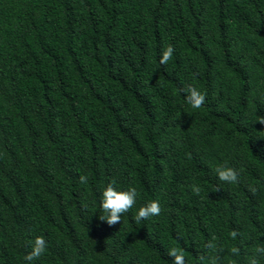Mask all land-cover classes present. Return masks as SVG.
I'll use <instances>...</instances> for the list:
<instances>
[{"label": "trees", "instance_id": "1", "mask_svg": "<svg viewBox=\"0 0 264 264\" xmlns=\"http://www.w3.org/2000/svg\"><path fill=\"white\" fill-rule=\"evenodd\" d=\"M109 183L138 193L114 225ZM173 250L264 264V0H0V264Z\"/></svg>", "mask_w": 264, "mask_h": 264}, {"label": "clouds", "instance_id": "2", "mask_svg": "<svg viewBox=\"0 0 264 264\" xmlns=\"http://www.w3.org/2000/svg\"><path fill=\"white\" fill-rule=\"evenodd\" d=\"M173 49L169 47L167 51L163 54L162 61L167 62L172 56ZM190 101L194 106H199L204 102V96L196 89H193ZM219 176L221 180L224 181H234L237 176L234 170L230 168H225L219 171ZM82 181L87 180V176L81 177ZM199 191V189H197ZM137 189L131 187L128 189H118L115 184L109 183L103 189L101 196V204L105 210V216L101 217L107 221L109 225H114L122 220L123 213H126L129 209L137 203ZM161 212V205L159 201L153 200L143 206H141L137 211V219H147ZM46 240L43 236L38 237L35 242L34 254L39 256L46 250ZM172 256L174 257L173 264H185V257L176 250H173ZM29 259H32L30 256ZM255 264V261H253Z\"/></svg>", "mask_w": 264, "mask_h": 264}]
</instances>
